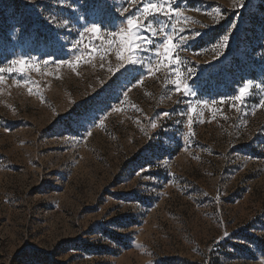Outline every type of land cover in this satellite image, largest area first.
<instances>
[{"label": "rangeland", "instance_id": "rangeland-1", "mask_svg": "<svg viewBox=\"0 0 264 264\" xmlns=\"http://www.w3.org/2000/svg\"><path fill=\"white\" fill-rule=\"evenodd\" d=\"M176 3L195 96L85 32L142 0H0V68L38 65L0 73V264H264V89L230 99L264 83V0Z\"/></svg>", "mask_w": 264, "mask_h": 264}, {"label": "snow or ice", "instance_id": "snow-or-ice-1", "mask_svg": "<svg viewBox=\"0 0 264 264\" xmlns=\"http://www.w3.org/2000/svg\"><path fill=\"white\" fill-rule=\"evenodd\" d=\"M63 3L64 0H59ZM133 5L136 0H132ZM244 0H234V7H243ZM194 11H200L199 9H193ZM185 9L180 8L176 0H142V7L134 14L125 16L124 20L120 21L119 24L113 19H109L108 24L110 29L108 30L104 24V21L93 22L92 25L85 29V32L91 33L94 40H101L106 42L108 49H111L113 44L119 37V44L115 52L116 59L120 61L117 65L116 71L125 69L127 71V65H140V67H147L149 75H154L156 72L161 70V67L167 69V77L171 80L172 90L181 95L195 96V90L188 84L189 76L192 70L189 69L188 73L182 74L178 70L176 65H183V60L179 55L181 49L184 48L188 42L194 41L201 35L199 31L188 29L187 23L191 20V17L184 15ZM129 12V8H122L120 15L124 16L125 13ZM217 12L219 10L217 9ZM183 22L184 27H177V23ZM218 22V21H217ZM49 23H55L57 26H67L69 24L68 19L59 21L57 17L53 16ZM235 27V24L232 25ZM169 29H171L169 31ZM101 30H105L106 35L100 36ZM190 31V35L185 36V31ZM107 37H112L108 40ZM230 38L229 34H225L219 38L216 44L212 47L216 49L220 46H225ZM83 47L86 51L89 50V45L82 44V41H77L72 45L73 49H79ZM100 49L96 48L94 44L91 45L90 52L88 54L99 52ZM128 53V55L125 54ZM151 53V59L145 60L139 54L140 53ZM85 52H81L76 56L75 61H60V64H68L75 71V65L81 60ZM135 57L133 59L132 57ZM103 60L104 57L101 56ZM47 64V61H44ZM103 66V65H101ZM38 68L36 64H29L27 61L22 59L11 60L8 68H0V73L8 72H21L23 73L27 68ZM109 71H112L110 68ZM4 80L3 75H0V82ZM143 82V77L137 80V84ZM27 83V81H25ZM135 87V85H133ZM254 89H264V83L254 84L253 81L248 80L243 83V86L239 90V94L231 97L230 99L236 102V104L242 106L248 96L252 95ZM31 92V88H29ZM127 95V93H125ZM227 99V98H226ZM223 102V101H222ZM198 104L202 103L207 105L208 101H197ZM212 103H215L214 101ZM261 105L264 106V100H261ZM113 111H120L119 108L113 109ZM189 112L193 111V108L189 106ZM170 115L168 112L161 114L162 118H166ZM192 121H190V124ZM81 127L87 124V121L79 122ZM152 127H157L156 123L152 124ZM191 133V127H189ZM90 131L86 129V135H91ZM143 171V169H142ZM225 235H228L225 233Z\"/></svg>", "mask_w": 264, "mask_h": 264}]
</instances>
